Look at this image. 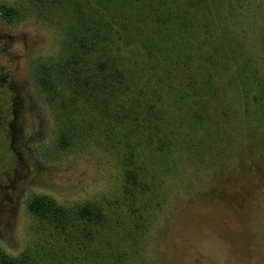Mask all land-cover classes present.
I'll use <instances>...</instances> for the list:
<instances>
[{"label":"rangeland","instance_id":"rangeland-1","mask_svg":"<svg viewBox=\"0 0 264 264\" xmlns=\"http://www.w3.org/2000/svg\"><path fill=\"white\" fill-rule=\"evenodd\" d=\"M4 1L17 12L0 15V264H264V0ZM183 1L231 68L203 96L206 60L184 61L205 35L180 31ZM109 58L128 83L88 85ZM192 96L210 116L195 127ZM38 194L65 216L33 212ZM88 202L103 223L77 215Z\"/></svg>","mask_w":264,"mask_h":264},{"label":"trees","instance_id":"trees-1","mask_svg":"<svg viewBox=\"0 0 264 264\" xmlns=\"http://www.w3.org/2000/svg\"><path fill=\"white\" fill-rule=\"evenodd\" d=\"M40 1H42V0H40ZM51 1L64 2L65 0H51ZM171 1H173V3L176 2V0H171ZM181 1L182 0H180L179 3ZM185 2H187V0H185ZM185 2L184 1L182 2V5L180 6V10H178V13L176 15V18L178 20H180V18H182V20H180V22H179L180 31H182L185 34L191 33L195 37L202 35V33L205 35V38H204L205 41H203V42L198 41L199 43H197V45H195V48L197 50H199L200 53H197V51L195 50V52L197 54H194V52L189 53L186 57V59H189V60L184 61L188 64L189 61H191V59L196 61V59L199 57H202L206 60V62H202L201 64H199L197 66V74L201 75V80L199 81L200 84H198L197 90H198V92H199V90H201L202 92H199V94H201V96H203L204 92H206V91L209 92L212 89H214L213 84H212V80L214 79V76L216 74H218V75L219 74H226L231 68H229L225 63L223 64L219 60L220 59L219 55L221 54V50H222L221 48H223V44L220 43L219 48L215 47L216 45L212 41L211 30L204 28L203 24H196L190 20L192 18L193 12L189 10L190 8H187L184 6ZM190 3L192 5L195 4V2H192V1ZM183 7H185V8L183 9ZM168 10L171 13V15L174 14L172 6H169ZM181 10L183 11L182 13H180ZM196 10H197V8H196ZM16 12H17V10L14 6L9 5L4 0H0V15L3 18H5L6 20H8L9 22L12 23L14 21L13 15H15ZM213 14H214L213 16H215L218 14V12L215 11V13H213ZM199 25H202V26H199ZM162 27H165V23H162ZM174 43L175 42L170 44L167 39H163V43L160 42V44H161L160 46L164 47L161 54H163L166 58L169 57L171 59H174L173 55L178 54L177 50L174 48ZM208 45L213 46L211 48V50H207ZM175 57H178L179 59L183 60L182 55L178 54V56H175ZM73 60L74 59H71L68 62L70 63V61H73ZM221 60L223 61V58ZM224 62H225V60H224ZM43 63H45V65H47L48 62H43ZM246 64L247 63H245V62H240V63L237 62L238 69L236 71H234L236 78L240 84L244 83V80L246 78V76L244 75L245 72H244V74L242 72L243 68L241 67V65L244 66ZM95 66H96L95 67L96 69L94 71H89V72L85 73V76L83 74V77L86 79V82L88 81L87 82L88 85L90 84V80H92V79L96 80V84L102 85L103 83L101 82V80L104 79L105 90H107L106 88L108 86L110 89L112 88V90H114V88L117 87L118 84L119 85L121 83L126 84L125 81L128 83V81L130 80V76L128 75L129 72L126 69L121 68V66L115 60H112L109 58V59L96 61ZM60 67H61V65H58L59 69H60ZM93 68H94V63H93V66L91 69H93ZM175 70H173V71H175ZM173 71H171V72H173ZM244 71H245V69H244ZM107 72L109 73L108 83H106V80L108 79V77H107L108 73ZM102 73H104V74H102ZM205 74H208L206 78H205ZM47 79H49V80H47ZM47 79L42 80L43 84H41V85H42V88L44 90L49 89L48 84L50 83V78H47ZM92 88L95 89V87H92ZM89 93L93 97V99L96 101L98 99L99 100L102 99L100 97V94H98L94 90H91ZM186 95H189V92H187ZM192 99L196 101L198 108H196L192 104L189 105L188 112L185 110L186 108H184V111L186 112V116H185L186 122H189L194 127L198 126L199 123L204 124V123L209 122L210 121L209 120L210 119L209 113L205 112L203 114L201 112V108H203L204 104L206 105L208 103V101H205L204 97H203V99L201 97H200V99L199 98L197 99L194 96H192ZM181 124L182 123H179L177 127L179 128V126H182ZM206 131H208V130H206ZM58 139L60 141H65L67 139V134H62V136H59ZM28 206L31 210H33V212H35L39 215H42V216L48 214V215H57V216L63 217L66 214L65 209L61 206L58 207L53 198H51L47 195H43V194H38V195L33 196L30 199ZM76 212L80 218H84V219H87L89 221H93V222L98 223V224L103 223L104 220L106 219L104 211L100 207H98L97 205L89 203V202L84 204V205H78L76 208ZM1 259H2L1 260L2 264H10L9 262H7V258L2 257Z\"/></svg>","mask_w":264,"mask_h":264}]
</instances>
